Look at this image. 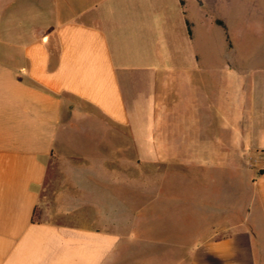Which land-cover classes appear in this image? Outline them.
Wrapping results in <instances>:
<instances>
[{
  "label": "crops",
  "instance_id": "1",
  "mask_svg": "<svg viewBox=\"0 0 264 264\" xmlns=\"http://www.w3.org/2000/svg\"><path fill=\"white\" fill-rule=\"evenodd\" d=\"M200 13V0H0V264H264V56L242 128L255 172L195 207L191 246L148 234L114 189L135 174L137 124L194 111ZM44 193L66 222L34 218Z\"/></svg>",
  "mask_w": 264,
  "mask_h": 264
},
{
  "label": "rangeland",
  "instance_id": "2",
  "mask_svg": "<svg viewBox=\"0 0 264 264\" xmlns=\"http://www.w3.org/2000/svg\"><path fill=\"white\" fill-rule=\"evenodd\" d=\"M200 10L194 111L173 103L167 116H156L153 131H145L144 121L137 124L135 154L133 148L125 154L136 162L135 174L130 184L114 187L135 219L149 223L148 234L185 246L197 232L195 207L209 205L226 188L240 191L247 173L255 172L257 161L242 128L255 126L258 61L264 56V0H200ZM48 200L44 193L34 218L66 222ZM131 213L122 212V223Z\"/></svg>",
  "mask_w": 264,
  "mask_h": 264
}]
</instances>
